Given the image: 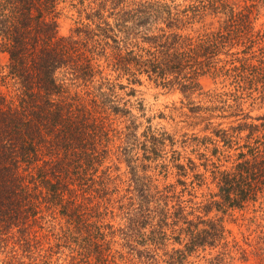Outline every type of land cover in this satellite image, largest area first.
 <instances>
[{
	"label": "trees",
	"instance_id": "16d2710c",
	"mask_svg": "<svg viewBox=\"0 0 264 264\" xmlns=\"http://www.w3.org/2000/svg\"><path fill=\"white\" fill-rule=\"evenodd\" d=\"M262 11L0 0V264L264 260V115L250 114L264 101ZM143 82L202 117L193 157L131 111Z\"/></svg>",
	"mask_w": 264,
	"mask_h": 264
},
{
	"label": "rangeland",
	"instance_id": "374dc122",
	"mask_svg": "<svg viewBox=\"0 0 264 264\" xmlns=\"http://www.w3.org/2000/svg\"><path fill=\"white\" fill-rule=\"evenodd\" d=\"M181 1V0H175ZM264 22V11L258 19V22ZM71 21L68 19H62L59 21L58 32L65 33ZM5 56L0 54V65L4 64ZM202 88L208 89L212 87V83L207 76H202L199 79ZM134 95L132 97L123 96L124 99L129 98L133 103L131 111L137 116V119L142 122V126L147 124L146 120L149 121L154 127L165 131L171 135L173 139V148L181 152V154L193 157L194 154L191 152L195 146H192L193 136L201 135L200 125L202 123V117L200 115L190 114L184 104L185 102L182 95L176 89H167L160 86H155L152 83L143 82L139 86H134ZM138 103H141L142 109L138 110ZM252 116L264 115V101L256 102L250 110ZM213 124L220 123L219 126L225 124V120L220 118H213ZM222 121V122H220ZM181 145V146H180ZM183 145V147H182ZM226 227L229 228L233 234L238 235V226L234 222H226ZM203 259L197 260L198 264H204L205 259H209L211 254L203 253ZM228 264H264V260L256 261L252 258L241 261L235 260Z\"/></svg>",
	"mask_w": 264,
	"mask_h": 264
}]
</instances>
